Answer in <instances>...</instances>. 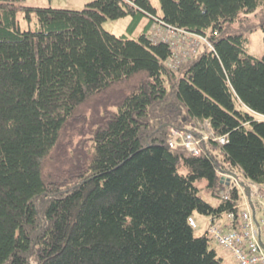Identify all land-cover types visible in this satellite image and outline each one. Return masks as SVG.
Segmentation results:
<instances>
[{
  "label": "trees",
  "instance_id": "trees-1",
  "mask_svg": "<svg viewBox=\"0 0 264 264\" xmlns=\"http://www.w3.org/2000/svg\"><path fill=\"white\" fill-rule=\"evenodd\" d=\"M160 3L0 0V264H222L189 217L237 202L220 171L264 181V54L236 25L255 13L264 29V0ZM125 16L130 33L147 19L137 38L104 28ZM159 20L207 41L172 67ZM206 118L227 142L170 145ZM202 178L231 195L213 206Z\"/></svg>",
  "mask_w": 264,
  "mask_h": 264
},
{
  "label": "built area",
  "instance_id": "built-area-1",
  "mask_svg": "<svg viewBox=\"0 0 264 264\" xmlns=\"http://www.w3.org/2000/svg\"><path fill=\"white\" fill-rule=\"evenodd\" d=\"M152 37L155 40L168 42L172 47L170 64L177 67L185 60L188 50L196 48L201 35L191 36L192 33L182 28L164 23L162 20L153 24ZM198 36V38H197ZM188 39V40H187ZM200 132L173 129L174 138L170 145H183L195 155L202 153V143L209 139L219 144L227 142L226 135H219L212 130L211 120L206 118L200 124ZM227 181L234 180L238 187L237 202L231 209L218 214L208 215L206 235L227 249L238 264H264V181H241L231 171H220ZM233 185L223 187L221 194L224 199L231 195ZM190 224L195 228L197 222L189 217Z\"/></svg>",
  "mask_w": 264,
  "mask_h": 264
},
{
  "label": "rangeland",
  "instance_id": "rangeland-1",
  "mask_svg": "<svg viewBox=\"0 0 264 264\" xmlns=\"http://www.w3.org/2000/svg\"><path fill=\"white\" fill-rule=\"evenodd\" d=\"M25 5H35V6H52L56 8H69V9H81L92 0H21ZM152 3L156 6L158 13L161 14V3L160 0H151ZM248 19V20H247ZM244 21H238L236 25H242L241 29L247 34V51L255 57H262L264 54V29L260 25V18L258 14L249 13L248 18ZM18 20L21 28L29 29L34 27L35 17L32 21L24 16L23 11L18 12ZM131 22V16L120 17L117 19L108 18L104 21L103 25L108 31L113 32L117 35L126 34L131 38H137L140 32L143 30L144 25L147 20L144 18L139 26L135 29L134 32L130 33L128 26ZM145 23V24H144ZM252 27V28H251ZM181 172H187L185 167H180ZM239 176L242 180L245 178L239 172ZM196 185L199 187L200 195L211 203L213 206H219L220 202L223 201V196L215 195L213 189L208 185V180L205 178L198 179ZM197 222V227H195V234L198 236L205 235L208 227V215L202 214L200 212H195L193 214ZM210 247L215 248L218 256L223 258L222 264H238V262L232 257L231 253L220 246L214 240H210Z\"/></svg>",
  "mask_w": 264,
  "mask_h": 264
},
{
  "label": "crops",
  "instance_id": "crops-1",
  "mask_svg": "<svg viewBox=\"0 0 264 264\" xmlns=\"http://www.w3.org/2000/svg\"><path fill=\"white\" fill-rule=\"evenodd\" d=\"M147 20V19H146ZM145 24V23H144Z\"/></svg>",
  "mask_w": 264,
  "mask_h": 264
}]
</instances>
